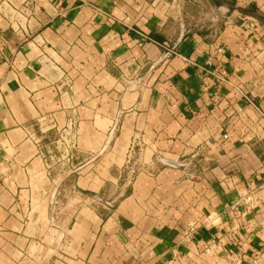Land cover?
<instances>
[{"label": "crops", "instance_id": "obj_1", "mask_svg": "<svg viewBox=\"0 0 264 264\" xmlns=\"http://www.w3.org/2000/svg\"><path fill=\"white\" fill-rule=\"evenodd\" d=\"M185 1L0 0V264H264V0Z\"/></svg>", "mask_w": 264, "mask_h": 264}, {"label": "rangeland", "instance_id": "obj_2", "mask_svg": "<svg viewBox=\"0 0 264 264\" xmlns=\"http://www.w3.org/2000/svg\"><path fill=\"white\" fill-rule=\"evenodd\" d=\"M209 6L204 2H201L199 0H190V1H185V9H187L188 12L193 14V23H201L205 24L209 19H216L217 25L220 23V15H225L227 11L224 12H216V11H211ZM219 13V14H218ZM55 133H51V136H53ZM73 131L68 134L72 135ZM56 144H50L49 147L47 148L49 151L46 152L44 151V157L47 159L46 163L49 165H55L56 170L51 172V178L54 180V183L59 182L60 186L58 187V191L54 192V201H57L58 203H63L66 201H71L74 196H76L78 193L77 189L73 190L72 185L73 181L76 177V173H71L68 177L67 180L64 179V182L61 184V178H62V170H66L67 165L65 166L62 164V161L59 160L57 161V158L60 157L59 154V148L58 146L56 147ZM68 149V146H65ZM161 158H158V163L160 162ZM56 162V163H54ZM69 163V162H68ZM70 166V163L69 165ZM118 191H115L113 185H107L105 186L101 197L99 198L98 202H89L87 201V205L89 206H94L100 214H104L106 208H103L104 203L109 201L111 202L115 196H117ZM117 202V201H116ZM115 201L113 204L116 203ZM83 203V202H81ZM53 229H57L58 231L55 232V239L52 241L51 245H49V250L43 249V247H38L37 253L35 252L36 259H37V264H61V258L59 257L57 253L59 246H60V241L57 240V237L60 235L61 230L59 228H56V226H52ZM44 246V245H43ZM52 246V247H51ZM45 247V246H44Z\"/></svg>", "mask_w": 264, "mask_h": 264}, {"label": "built area", "instance_id": "obj_3", "mask_svg": "<svg viewBox=\"0 0 264 264\" xmlns=\"http://www.w3.org/2000/svg\"><path fill=\"white\" fill-rule=\"evenodd\" d=\"M172 55H173V50H172L171 48H167V49H166V52H165V58L168 59V58H170ZM224 137L227 138V135H224ZM261 247H262V249L264 250V242H262ZM259 256H260V255H256V256H255V258H254V260H253V264H255V263L257 262Z\"/></svg>", "mask_w": 264, "mask_h": 264}, {"label": "water", "instance_id": "obj_4", "mask_svg": "<svg viewBox=\"0 0 264 264\" xmlns=\"http://www.w3.org/2000/svg\"><path fill=\"white\" fill-rule=\"evenodd\" d=\"M160 161L162 163L166 164V165H170V166L177 167V168H180V169H184L185 168L184 164H181V163H178V162H175V161H171V160H167V159H161Z\"/></svg>", "mask_w": 264, "mask_h": 264}, {"label": "trees", "instance_id": "obj_5", "mask_svg": "<svg viewBox=\"0 0 264 264\" xmlns=\"http://www.w3.org/2000/svg\"><path fill=\"white\" fill-rule=\"evenodd\" d=\"M102 192H103V191H101V192L99 193V197H101ZM87 193H88V192H87ZM110 208H113V206H111Z\"/></svg>", "mask_w": 264, "mask_h": 264}]
</instances>
